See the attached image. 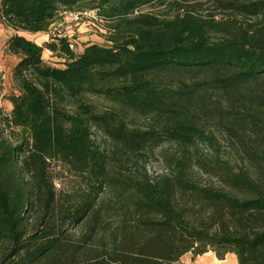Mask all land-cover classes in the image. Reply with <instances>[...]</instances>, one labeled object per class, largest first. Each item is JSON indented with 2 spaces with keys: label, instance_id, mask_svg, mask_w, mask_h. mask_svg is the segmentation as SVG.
Wrapping results in <instances>:
<instances>
[{
  "label": "trees",
  "instance_id": "trees-1",
  "mask_svg": "<svg viewBox=\"0 0 264 264\" xmlns=\"http://www.w3.org/2000/svg\"><path fill=\"white\" fill-rule=\"evenodd\" d=\"M206 1L1 0L18 93L11 114L0 110V264H174L211 252L264 264V0H222L221 13ZM92 11L106 46L77 54L68 38L21 35ZM218 133L246 163L220 153ZM166 143L182 156L153 178L142 163ZM55 161L77 179L69 192L55 187Z\"/></svg>",
  "mask_w": 264,
  "mask_h": 264
},
{
  "label": "rangeland",
  "instance_id": "rangeland-1",
  "mask_svg": "<svg viewBox=\"0 0 264 264\" xmlns=\"http://www.w3.org/2000/svg\"><path fill=\"white\" fill-rule=\"evenodd\" d=\"M222 0H207L204 4L205 9H210V13H221L216 10L218 2ZM1 4V0H0ZM217 11V12H216ZM208 13V12H207ZM224 18L227 20V14H219L218 19ZM63 17L59 16L54 25H52L49 32V42L51 38L55 36L68 38L71 43H73L75 48V53L79 54V50L82 49V46L87 44L96 43L99 46H106L107 42L105 39L106 28L105 23L99 19L97 13L93 16L83 17L77 22H72L63 27H59L62 22ZM16 32L3 24H0V81H1V93H0V110L6 114H11L13 110V105L9 100V97L17 94L18 91L13 83V69L18 63V58L11 56L6 51V46L9 39L14 36ZM27 39L35 42L42 43L45 39L42 35H33L29 33H21ZM45 46V44L43 45ZM46 52V51H44ZM48 55V56H46ZM43 55L44 60L51 64L61 65L62 59L56 58L54 55L46 54ZM50 58H54L51 60ZM92 101L100 106L101 108L109 109L112 107V104L108 103L103 99L92 98ZM221 142L220 153L229 159L236 160L240 165L246 163V159L243 156H240L232 146L230 140L221 133H218ZM92 139L97 146L106 150L109 146V141L107 138L97 129L92 130ZM210 149L205 150L206 155H213ZM182 156V151L175 146H170L168 143L164 144L162 147L156 149L152 153H148L146 159L142 163L153 178L166 173L167 171V161L166 158L174 157L179 158ZM51 176L54 180L55 187L58 191H71L77 184V179L68 172V170L59 162H52L51 164ZM211 257L216 258L214 253H208ZM207 255V254H206ZM205 256V255H204ZM203 257V256H202ZM202 257L196 259L193 258V255L188 253L184 255L178 262L174 264H199ZM236 257L233 254H229L226 259L223 261L232 260ZM237 260V259H236ZM222 262V261H220ZM238 264V262H237Z\"/></svg>",
  "mask_w": 264,
  "mask_h": 264
},
{
  "label": "built area",
  "instance_id": "built-area-1",
  "mask_svg": "<svg viewBox=\"0 0 264 264\" xmlns=\"http://www.w3.org/2000/svg\"><path fill=\"white\" fill-rule=\"evenodd\" d=\"M96 12L92 11V12H77V13H63L60 16L63 17L62 22L60 23L59 27H63L64 25H67L69 23L72 22H77L79 21V19L83 18V17H88V16H93L95 15ZM56 37V36H55ZM69 48L75 52V48L73 43L70 42V46Z\"/></svg>",
  "mask_w": 264,
  "mask_h": 264
},
{
  "label": "crops",
  "instance_id": "crops-1",
  "mask_svg": "<svg viewBox=\"0 0 264 264\" xmlns=\"http://www.w3.org/2000/svg\"><path fill=\"white\" fill-rule=\"evenodd\" d=\"M33 35H42L43 36V38H45L43 41H42V43L40 44H38V45H40V46H43L45 43H48L49 41H47V40H49V38H50V36H49V33H40V34H33ZM50 41H52L51 39H50ZM69 41H70V39H69ZM71 42V41H70ZM91 44H96V43H91ZM89 44H87V45H85V46H82V49H80L79 50V54H81V53H83V51H84V49H85V47H87ZM98 45V44H97ZM46 52H44V56L46 55V54H49V55H53L50 51H48V50H45ZM46 56H48V55H46ZM45 58V57H44ZM57 58V57H56ZM51 60H54V58H50ZM62 61H64V60H62ZM51 64V63H50ZM51 65H53V66H56V67H59V68H62V67H64L63 65H56V64H51ZM217 259V258H216ZM218 260V259H217ZM219 261V260H218ZM223 262V261H222Z\"/></svg>",
  "mask_w": 264,
  "mask_h": 264
},
{
  "label": "bare ground",
  "instance_id": "bare-ground-1",
  "mask_svg": "<svg viewBox=\"0 0 264 264\" xmlns=\"http://www.w3.org/2000/svg\"><path fill=\"white\" fill-rule=\"evenodd\" d=\"M199 264H237V260L236 257H234L232 260L220 262L216 258L211 257L209 254H207L201 258Z\"/></svg>",
  "mask_w": 264,
  "mask_h": 264
}]
</instances>
